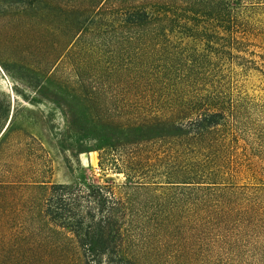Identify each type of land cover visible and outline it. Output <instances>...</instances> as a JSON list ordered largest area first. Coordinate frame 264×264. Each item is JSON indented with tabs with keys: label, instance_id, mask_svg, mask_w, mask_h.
Returning <instances> with one entry per match:
<instances>
[{
	"label": "rangeland",
	"instance_id": "obj_1",
	"mask_svg": "<svg viewBox=\"0 0 264 264\" xmlns=\"http://www.w3.org/2000/svg\"><path fill=\"white\" fill-rule=\"evenodd\" d=\"M250 1L230 16L225 0H0V264H84L41 221L60 183L110 187L134 264H264L237 206L165 182L180 177L178 108L198 97L224 110L207 155L232 161V184H264V2ZM147 11L175 20L132 23Z\"/></svg>",
	"mask_w": 264,
	"mask_h": 264
},
{
	"label": "trees",
	"instance_id": "obj_2",
	"mask_svg": "<svg viewBox=\"0 0 264 264\" xmlns=\"http://www.w3.org/2000/svg\"><path fill=\"white\" fill-rule=\"evenodd\" d=\"M241 2L244 0H225L230 16ZM250 2L260 4L264 0ZM141 15H135L132 23L143 20L151 24L175 20V15L170 11L163 16L148 11ZM196 98L199 99L198 102L178 108L186 116L182 118L185 122L177 127L182 136L186 137L183 143L178 144L176 151L174 168L176 173H180V177L168 176L165 182L209 184L208 189L220 193V198L226 205L237 206L246 228V224L253 221L263 233L264 184H232L226 177V168H229L232 161L221 152L218 156L207 155L214 136L221 134L223 124L220 121L224 117V110L220 102H207ZM11 188L13 187L0 184V234L4 224L12 223L2 219L5 211L3 194L11 195ZM111 191L110 187L100 185L72 188L67 184H52L49 186V195L41 205V221L72 233L78 245L84 249V264H134L125 257L123 249L120 248L123 240L122 219L126 212L124 205ZM9 209L13 212L15 210L12 207ZM230 213L231 210L227 215Z\"/></svg>",
	"mask_w": 264,
	"mask_h": 264
},
{
	"label": "crops",
	"instance_id": "obj_3",
	"mask_svg": "<svg viewBox=\"0 0 264 264\" xmlns=\"http://www.w3.org/2000/svg\"><path fill=\"white\" fill-rule=\"evenodd\" d=\"M24 118V115L22 114V119ZM22 124L24 125V127H26V129H28L29 131H32L29 127H28V122H22Z\"/></svg>",
	"mask_w": 264,
	"mask_h": 264
}]
</instances>
